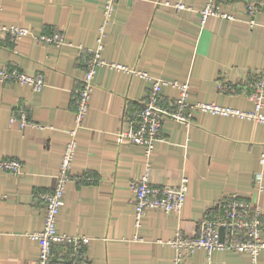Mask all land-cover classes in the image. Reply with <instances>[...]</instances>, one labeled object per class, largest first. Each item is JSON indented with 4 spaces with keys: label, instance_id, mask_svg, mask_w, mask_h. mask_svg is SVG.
<instances>
[{
    "label": "crops",
    "instance_id": "obj_1",
    "mask_svg": "<svg viewBox=\"0 0 264 264\" xmlns=\"http://www.w3.org/2000/svg\"><path fill=\"white\" fill-rule=\"evenodd\" d=\"M178 1L118 0L107 25L103 58L189 83L190 101L252 109L248 85L257 71H264V12L250 26L243 1L234 0L231 9L237 19L211 16L202 24L200 10L206 0H182L187 8L175 7ZM104 2L0 0L1 22L35 33L58 27L66 39L60 47L41 44L31 35L17 45L0 40V67L43 72L46 81L40 92L0 81V158L22 162L19 175L0 170V264H37L40 244L30 234L44 224V201L38 192L55 186ZM94 82L77 133L73 178L57 218L58 232L90 236L82 264H172L175 251L169 241L177 229L194 235L199 221L223 199L232 194L257 196V173L264 183V122L208 112H196L190 124L165 118V140L155 142L147 154L119 131L129 128L124 115L140 106L151 82L108 65L96 68ZM226 85L234 90L223 89ZM162 95L172 101L179 90L164 85ZM22 105L38 126L20 129L10 124L13 110ZM147 167L157 185L178 184L187 177L188 192L180 214L147 208L137 226L131 182ZM258 201L264 222V189ZM53 262L71 264L68 257H54ZM185 264H251V258L248 252L230 249H216L208 256L199 248ZM257 264H264V248Z\"/></svg>",
    "mask_w": 264,
    "mask_h": 264
},
{
    "label": "built area",
    "instance_id": "obj_2",
    "mask_svg": "<svg viewBox=\"0 0 264 264\" xmlns=\"http://www.w3.org/2000/svg\"><path fill=\"white\" fill-rule=\"evenodd\" d=\"M234 0H206L200 10V21L205 24L211 16L237 19L236 12L231 9ZM244 14L250 26L257 24V15L264 12V0H242ZM118 0H105L103 6V21L98 27L96 46L87 52L85 74L76 95L74 126L68 130L69 139L66 142L59 173L55 177V186L51 191L38 192L44 201V224L42 229L34 231L30 236L39 242L40 251L37 264H54L53 258L68 257L71 264H82L87 261L86 247L90 236L74 235L57 231L58 214L64 204L65 189L73 175L71 165L78 147L77 133L82 127L89 110L92 93L95 89L94 76L96 68L108 65L110 68L136 74L151 82L148 94L140 106L130 115L125 113L124 120L129 122L128 129H121L119 136L129 142L142 145L150 154L155 142L165 140L162 135V124L165 118L190 124L196 112H208L224 116L233 115L264 122V71H257L249 82L248 98L253 103L250 110L240 109L216 102L190 101L188 99L190 84L177 80L170 81L151 75L144 70L132 69L125 64L107 62L102 56L104 39L107 35V25L111 21ZM177 8L189 7L182 0L174 4ZM228 6L226 9L225 7ZM33 36L41 44H51L57 47L65 42V34L58 27L35 33L31 28L16 24H6L0 21V40H9L18 44L24 37ZM0 81L29 85L33 91L40 92L46 84L45 74L37 72L28 74L17 66L0 67ZM164 85H171L179 90V95L172 101H167L162 95ZM222 87V86H221ZM234 90V86L226 85L223 89ZM10 124L23 129L29 125L38 126L31 118L27 108L22 105L15 108L10 117ZM264 162V154L261 157ZM0 170L14 175L22 173V162L15 158H0ZM150 169L131 182L135 202V224L140 225L145 209L156 208L164 212L180 214L185 204L188 192V178L183 177L178 184L157 185L150 181ZM77 179L83 180L84 176ZM85 179H89L85 177ZM257 196L251 199L232 194L218 203V209L206 214L198 223L194 235L186 234L177 229L175 236L169 241L175 255L172 264H185L189 257L199 248L207 255L216 249H230L237 252H248L251 264L258 263V256L264 248L262 208L258 194L263 191L262 173L255 176ZM224 228L221 237L220 228Z\"/></svg>",
    "mask_w": 264,
    "mask_h": 264
},
{
    "label": "water",
    "instance_id": "obj_3",
    "mask_svg": "<svg viewBox=\"0 0 264 264\" xmlns=\"http://www.w3.org/2000/svg\"><path fill=\"white\" fill-rule=\"evenodd\" d=\"M220 234H221V237L223 238V236H224V228L223 227L220 228Z\"/></svg>",
    "mask_w": 264,
    "mask_h": 264
}]
</instances>
